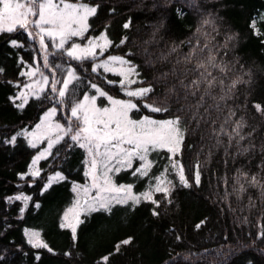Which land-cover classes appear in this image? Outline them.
<instances>
[{"label": "trees", "instance_id": "1", "mask_svg": "<svg viewBox=\"0 0 264 264\" xmlns=\"http://www.w3.org/2000/svg\"><path fill=\"white\" fill-rule=\"evenodd\" d=\"M90 3L99 7L96 16L89 20L87 35L97 36L107 28L114 44L127 36L126 44L110 48L105 56L132 53L129 58L138 66L141 78L153 83L161 71L173 67L178 53L169 57L170 62L151 66L147 59L155 60L173 46H179L178 52H187V41L204 20H210L212 23L203 25L202 30L215 38L213 43L219 46L222 58L232 66L231 78L249 81L238 86L228 105L250 125L244 133L252 135L241 142L243 147H255L244 155H237L235 147L229 148L228 154L223 147L215 148L209 159V148L215 141L205 136L202 142L198 131L186 140L191 147L184 150V162L193 165L196 160L207 161L199 187L183 188L177 182L170 204L162 193H156L155 198L161 201L159 216H153L154 205L144 201L135 207L116 205L111 213L84 215L74 240L71 229L61 228L60 224L73 199L72 184L86 181V152L66 138L39 162L40 176L26 175L37 148L29 146L22 136H17L15 143L7 141L20 130L32 128L54 105V100L47 92L40 99L30 98L24 108L16 107L12 97L22 82L24 64L31 63L37 47L23 30L0 33V264H101L103 256L113 253L116 245L129 237L131 244L121 246L119 253L110 256L108 264H264V240L255 239L264 224V198L255 188H249L239 199L233 193L237 169L256 173L257 166L264 161V116L253 108L254 103L264 106V0H195L194 5L191 0ZM129 19L131 27L124 29L123 24ZM253 19L258 34L251 26ZM12 40L22 46H13ZM145 48L153 53L151 57L146 58ZM90 64L91 61L72 62L81 77L75 98L91 93L89 81L101 85L114 97L125 98L118 87L105 83V78L118 81L116 76L93 73ZM174 82V78L169 81ZM156 87L158 92L163 89L162 84ZM99 101L103 104L105 100ZM143 115L167 118V114L144 109L132 113L134 119ZM206 127L201 125V130ZM152 157L157 162L150 173L154 176L167 161V153H153ZM54 172L66 179L52 183L45 191L47 177ZM114 181L133 184L135 192L143 191L149 183L147 177L132 176L131 170L121 171ZM16 196L31 197L26 208L25 201L15 200ZM250 197L254 207L250 206ZM25 229L39 231L52 251L32 247L26 240Z\"/></svg>", "mask_w": 264, "mask_h": 264}, {"label": "snow or ice", "instance_id": "2", "mask_svg": "<svg viewBox=\"0 0 264 264\" xmlns=\"http://www.w3.org/2000/svg\"><path fill=\"white\" fill-rule=\"evenodd\" d=\"M191 3L194 5L195 0H191ZM98 7L99 5L93 6L90 0H0V33H13L23 29L30 39L38 38L42 51L40 60L29 66L27 72L21 73L29 78L38 75L39 79L24 85V88L30 90L36 99L50 92L54 100V106L43 113L33 131L23 130L7 142L15 143L17 136L30 137L28 143L33 148L37 146V142H47V147L32 160L28 174L33 177L40 176V170L36 168L38 162L51 155L53 147L66 138L87 153L84 175L90 183L73 186L77 199L64 213L60 224L61 228L71 229L74 240L77 226L83 223L80 219L82 212L111 213L116 205L131 203L135 207L144 201L154 205L152 215L159 216L157 209L160 208L161 201L155 198L156 193H162L165 201L170 204L177 182L183 188L199 187L202 169L207 161L196 160L193 165H186L184 162V150L191 147L186 145V140L198 131L201 132L202 142L205 136L215 141L210 145L209 159L215 148L223 147L225 154H228V149L235 147L237 155H244L255 147H243L241 142L252 135L251 132L244 133V129L250 125L244 116H238L237 110L228 105L238 86L249 81L240 77L231 78L232 66L222 58L219 46L213 43L215 38L202 30L203 25L212 23L210 20H204L202 26L187 41V52H178L179 46H173L167 54L162 53L155 60L147 59V64L151 66L158 62H170L169 57L178 53L173 67L167 72L161 71L153 83L141 78L138 66L129 58L132 53L105 56L110 48L126 44L127 36L121 38L119 44H114L108 36L107 28L99 36L87 35L89 20L96 16ZM177 11L183 15L179 9ZM131 23L129 19L123 24V28L129 29ZM46 39L54 51H49ZM77 40L84 43L76 42ZM11 44L22 46L16 40H12ZM144 54L146 58L153 55L147 48L144 49ZM57 55H66L77 62L92 61L93 73L102 69L104 73L118 76V81L105 78V83L118 87L129 99H118L93 81L88 82V87L93 90L91 94L85 92L82 98H75L81 77L70 65L65 69L62 64L55 63ZM50 57L53 59L50 60ZM58 72L61 75L58 76ZM172 78L175 82L169 83ZM161 84L163 89L158 92L156 85ZM133 85L139 86L134 88ZM12 99L14 103L16 100L21 101L16 104L17 108H24L29 95L28 92L21 91ZM100 99L107 103L98 104ZM58 108L66 110L63 123L54 120L58 115ZM253 108L264 116V106L260 103H254ZM141 109L154 114H167V118L156 119L143 115L134 119L132 113ZM201 125L207 127L201 130ZM161 151L167 153V164L159 175H150L156 165V161L150 159V156ZM257 167L259 171L256 173L237 169L233 193L238 199L249 188L257 189L264 198V161ZM129 170L134 177L148 178L147 190L137 194L131 183H115V175ZM172 175L175 176V182L169 179ZM24 178L22 175L21 179ZM65 179L57 172L48 178L44 190L53 182ZM227 182L225 179L224 183ZM81 193L84 196L83 202L80 199ZM227 195L228 193L226 197ZM14 199L24 200L26 208L31 197L16 196ZM249 203L250 206H255L251 197ZM23 211L24 208L21 209ZM196 227L199 228L200 225ZM25 235L32 247L52 251L41 239L40 232L26 229ZM255 239L264 240V224L260 225ZM131 242V237L120 241L113 253L101 258V264H108L111 255L119 253L121 246H127Z\"/></svg>", "mask_w": 264, "mask_h": 264}, {"label": "rangeland", "instance_id": "3", "mask_svg": "<svg viewBox=\"0 0 264 264\" xmlns=\"http://www.w3.org/2000/svg\"><path fill=\"white\" fill-rule=\"evenodd\" d=\"M252 25H254L253 27H254V29H255V32H257V29L258 28H256V24H255V21L253 20L252 21ZM18 30H23V29H18ZM24 31V30H23ZM27 34V33H26ZM100 35V34H99ZM99 35H97V36H99ZM28 36V35H27ZM29 38V37H28ZM30 39V38H29ZM30 40H32L34 43H35V45H36V47H37V49H35V51H36V53L34 54V56H33V59H32V61H31V63H26V64H24V70H23V72H27L28 70H29V66H31V65H33L37 60H40V58H41V56H42V51H41V49H40V46H39V41H38V38L37 39H35V40H33V39H30ZM46 42L47 43H49V51H54V49H52L51 48V43L49 42V41H47V39H46ZM77 42V41H76ZM79 43H84V41H81V42H79ZM53 58L52 57H50V60H52ZM101 59H103V57L101 58ZM54 62L55 63H58V64H62L63 66H64V68L65 69H67V67L70 65L71 67H73L72 66V62H76V61H73V60H70V58H68L66 55H57L55 58H54ZM92 64H93V62L91 61V64H90V69H91V66H92ZM99 72H101V73H104L103 72V70L101 69V70H99ZM45 73L46 74H48L47 73V70H45ZM109 74H111V73H109ZM59 75H61L59 72H58V76ZM111 75H113V74H111ZM113 76H115V75H113ZM117 78H118V80L120 79L118 76H116ZM62 78V77H61ZM35 79H39V76L37 75L36 77H33V78H29L28 76H24L23 75V78H22V82H21V84L19 85V89L17 90V92H16V94L12 97V98H14V97H16L21 91H26V92H28V95H29V99L30 98H33V96L31 95V91L30 90H28V89H25L24 88V85H26V84H29V83H32L33 82V80H35ZM139 85H133V87L135 88V87H138ZM91 91V93H92V91L93 90H90ZM121 91V90H120ZM91 93H89V94H91ZM123 94V93H122ZM125 96V95H124ZM82 98V97H81ZM116 98H118V99H129L128 97H126L125 96V98H123V97H116ZM13 100V99H12ZM21 101H19V100H16L15 101V104H18V103H20ZM107 103V101L105 100L104 101V103L103 104H101V105H104V104H106ZM98 104H100V101L98 100ZM54 106V105H53ZM52 107V106H51ZM50 107V108H51ZM49 109V108H48ZM47 109V110H48ZM46 110V111H47ZM65 112H66V110H61V109H59L58 108V115L56 116V117H54V120L55 121H59V122H61V123H63L64 122V115H65ZM43 116V115H42ZM41 116V117H42ZM41 119V118H40ZM40 119H39V121L37 122V123H39L40 122ZM139 119V118H138ZM36 123V124H37ZM35 124V125H36ZM35 125L32 127V128H30V129H22V130H20L19 132H21V131H23V130H28V131H33L34 129H35ZM24 139H25V141L27 142V144L30 146V144L28 143V140L30 139V137H24V136H22ZM47 147V142L46 141H44V142H37V146L35 147V148H37V151H36V153L34 154V156L32 157V160L35 158V156H37L41 151H43L45 148ZM86 152V151H85ZM161 152H163V151H161ZM166 153V152H165ZM153 154V153H152ZM161 155H162V153H161ZM47 157V156H46ZM87 159V153H86V158H85V160ZM150 159H154L155 160V158H153L152 157V155L150 156ZM32 160H31V162H30V164H29V167H28V169H27V172H26V175H28V176H30L31 177V175H29L28 173H29V169H30V167H31V164H32ZM41 161V160H40ZM39 161V162H40ZM156 161V160H155ZM39 162H38V164H39ZM136 163H138V162H136ZM157 163V162H156ZM36 165V168H38L39 169V165ZM167 164V161L165 162V163H163V167L165 166ZM134 166H136V164H134ZM163 167H162V169H163ZM86 169H87V166L85 165V171H86ZM162 169H161V171H162ZM160 171V172H161ZM160 172L159 173H157L156 175H159L160 174ZM57 172H54V173H51V174H49V176L47 177V180H46V183H45V185L48 183V178L50 177V176H53V175H55ZM25 175V176H26ZM62 175V174H61ZM33 177V176H32ZM169 179H172V180H175V176L174 175H172V176H169ZM55 182H57V181H55ZM54 183V182H53ZM90 183V180L88 179V178H86V181L85 182H83L82 184H76V183H73L72 184V186H71V189H72V191H73V186L74 185H85V184H89ZM148 185H149V183L147 184V186H146V188L143 190V191H140V192H135L134 190V192L135 193H141V192H144L145 190H147V188H148ZM92 194L94 195L95 193H94V190H93V192H92ZM76 199H77V193L76 192H74L73 191V199H72V202H71V204L66 208V210L63 212V214H62V217H61V223L63 222V216H64V213L67 211V209L68 208H70V207H72L73 206V204L75 203V201H76ZM80 199H81V202H83V199H84V196H83V193H81V195H80ZM128 205H131V203H129ZM86 214H88V213H81V215H80V219H82V217L84 216V215H86ZM26 230V229H25ZM25 230H24V234H25ZM27 230H31V231H37V230H34V229H27ZM39 232V231H38ZM25 237H26V240H27V242H28V237L25 235Z\"/></svg>", "mask_w": 264, "mask_h": 264}]
</instances>
